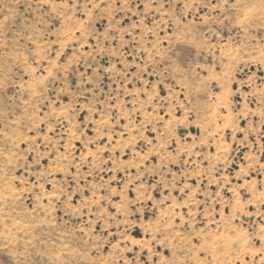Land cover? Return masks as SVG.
Wrapping results in <instances>:
<instances>
[{
    "label": "rangeland",
    "instance_id": "374dc122",
    "mask_svg": "<svg viewBox=\"0 0 264 264\" xmlns=\"http://www.w3.org/2000/svg\"><path fill=\"white\" fill-rule=\"evenodd\" d=\"M0 264H264V0H0Z\"/></svg>",
    "mask_w": 264,
    "mask_h": 264
}]
</instances>
